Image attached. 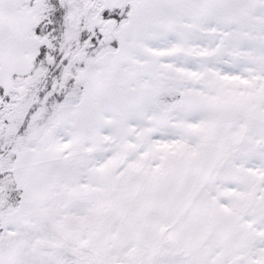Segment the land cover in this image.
<instances>
[{"label": "snow or ice", "instance_id": "1", "mask_svg": "<svg viewBox=\"0 0 264 264\" xmlns=\"http://www.w3.org/2000/svg\"><path fill=\"white\" fill-rule=\"evenodd\" d=\"M0 264H264V0H0Z\"/></svg>", "mask_w": 264, "mask_h": 264}]
</instances>
